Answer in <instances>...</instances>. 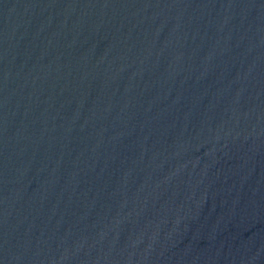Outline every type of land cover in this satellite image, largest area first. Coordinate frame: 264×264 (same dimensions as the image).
Here are the masks:
<instances>
[{"label":"water","instance_id":"obj_1","mask_svg":"<svg viewBox=\"0 0 264 264\" xmlns=\"http://www.w3.org/2000/svg\"><path fill=\"white\" fill-rule=\"evenodd\" d=\"M0 264H264V0H0Z\"/></svg>","mask_w":264,"mask_h":264}]
</instances>
